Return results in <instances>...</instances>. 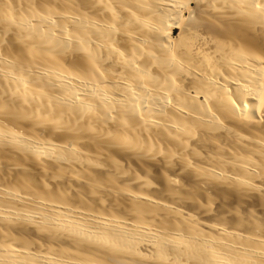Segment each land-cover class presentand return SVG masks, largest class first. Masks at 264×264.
Listing matches in <instances>:
<instances>
[{"label": "bare ground", "instance_id": "obj_1", "mask_svg": "<svg viewBox=\"0 0 264 264\" xmlns=\"http://www.w3.org/2000/svg\"><path fill=\"white\" fill-rule=\"evenodd\" d=\"M0 264H264V0H0Z\"/></svg>", "mask_w": 264, "mask_h": 264}]
</instances>
